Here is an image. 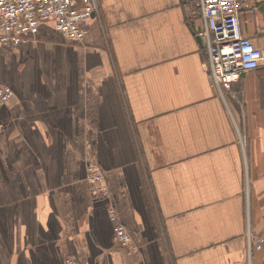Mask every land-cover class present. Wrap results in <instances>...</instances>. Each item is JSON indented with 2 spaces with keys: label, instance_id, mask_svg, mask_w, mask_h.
I'll return each instance as SVG.
<instances>
[{
  "label": "crops",
  "instance_id": "obj_1",
  "mask_svg": "<svg viewBox=\"0 0 264 264\" xmlns=\"http://www.w3.org/2000/svg\"><path fill=\"white\" fill-rule=\"evenodd\" d=\"M189 0H97L82 41L54 21L0 43V264H264V69L221 97ZM264 49V0L240 15ZM235 98L234 100L230 99ZM243 131V144L237 130ZM103 171L93 198L87 163ZM138 248L119 246L109 219Z\"/></svg>",
  "mask_w": 264,
  "mask_h": 264
},
{
  "label": "built area",
  "instance_id": "obj_2",
  "mask_svg": "<svg viewBox=\"0 0 264 264\" xmlns=\"http://www.w3.org/2000/svg\"><path fill=\"white\" fill-rule=\"evenodd\" d=\"M250 0H189L190 14L200 21L197 35L205 49L204 68L212 86L224 97L242 74L264 69V49L242 33L240 15ZM97 11V0H0V43L17 46L37 32L40 23L53 20L54 27L67 40L82 41L86 36L85 23ZM14 97L13 90L0 80V105ZM238 140L243 144L241 133ZM85 180L93 198L107 197L108 188L102 169L87 163ZM109 219L114 224L115 242L135 251L138 246L128 229L117 221L112 210ZM248 256L264 249V220L261 230L247 233ZM71 264L70 260L68 261Z\"/></svg>",
  "mask_w": 264,
  "mask_h": 264
},
{
  "label": "rangeland",
  "instance_id": "obj_3",
  "mask_svg": "<svg viewBox=\"0 0 264 264\" xmlns=\"http://www.w3.org/2000/svg\"><path fill=\"white\" fill-rule=\"evenodd\" d=\"M225 96H226V98L229 97L228 94H225L224 97H225ZM221 97H222V96H221ZM222 98H223V97H222ZM230 99H231V100H234L235 98H232V97L230 96ZM239 131H240L241 135L244 136L241 127L239 128ZM248 230H249L250 233H252L251 228H250V225H249V220L246 218V228H245V242H246V243H247V233H248ZM246 252H247V248H246ZM247 256H248V252H247ZM248 258H249V256H248Z\"/></svg>",
  "mask_w": 264,
  "mask_h": 264
},
{
  "label": "water",
  "instance_id": "obj_4",
  "mask_svg": "<svg viewBox=\"0 0 264 264\" xmlns=\"http://www.w3.org/2000/svg\"><path fill=\"white\" fill-rule=\"evenodd\" d=\"M198 40L202 42L201 38L198 36Z\"/></svg>",
  "mask_w": 264,
  "mask_h": 264
}]
</instances>
